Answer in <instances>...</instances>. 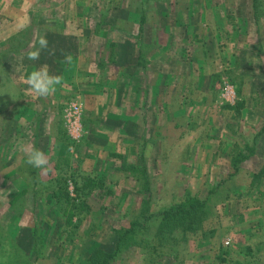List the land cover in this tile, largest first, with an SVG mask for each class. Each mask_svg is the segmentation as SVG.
<instances>
[{
    "label": "rangeland",
    "instance_id": "374dc122",
    "mask_svg": "<svg viewBox=\"0 0 264 264\" xmlns=\"http://www.w3.org/2000/svg\"><path fill=\"white\" fill-rule=\"evenodd\" d=\"M256 4L0 0V264H89L132 221L138 241L115 264H264ZM45 64L62 84L42 98L24 80ZM188 193L209 201L200 228L161 226Z\"/></svg>",
    "mask_w": 264,
    "mask_h": 264
},
{
    "label": "trees",
    "instance_id": "16d2710c",
    "mask_svg": "<svg viewBox=\"0 0 264 264\" xmlns=\"http://www.w3.org/2000/svg\"><path fill=\"white\" fill-rule=\"evenodd\" d=\"M256 9H258V4ZM236 109L242 112L244 109V103H238ZM244 152L247 154L243 153L241 159L247 160V157H250L255 153V147L248 146ZM261 173L264 174L263 172ZM258 178H261V175H259L257 179ZM208 204V199H199L198 197L188 193L186 194L184 202H174L160 212L158 216L162 218L161 226L166 223L168 227H170V231L174 227H178L177 225H189L193 227V229L200 228V224L202 222L201 219L208 214ZM116 237L117 243L112 252L94 250L91 252L89 257H87V262L89 264H115L120 253L138 241V222L132 221L129 227H121L116 231Z\"/></svg>",
    "mask_w": 264,
    "mask_h": 264
},
{
    "label": "clouds",
    "instance_id": "9594fccd",
    "mask_svg": "<svg viewBox=\"0 0 264 264\" xmlns=\"http://www.w3.org/2000/svg\"><path fill=\"white\" fill-rule=\"evenodd\" d=\"M38 48L35 50H29L26 53L27 59L36 61L40 59L41 51L48 48V41L44 37H40L38 40ZM33 48L34 45H30ZM54 54V52H53ZM65 61L70 62L71 56H65ZM24 83L28 86V91L37 97H48L56 91V86L62 84V77L60 75H50L49 67L47 64L41 66L38 70L33 71L24 80ZM28 159L27 163L35 169H41L43 172H47L49 161L45 154L39 150H31L26 153Z\"/></svg>",
    "mask_w": 264,
    "mask_h": 264
},
{
    "label": "crops",
    "instance_id": "0c3cea01",
    "mask_svg": "<svg viewBox=\"0 0 264 264\" xmlns=\"http://www.w3.org/2000/svg\"><path fill=\"white\" fill-rule=\"evenodd\" d=\"M256 2H258V0H253V5H254V8H255V11H257V9H256V7H257ZM258 7H259V5H258ZM117 26H119V25H117ZM111 42H116V41L112 40V38H111ZM8 61H9V60H7V62H8ZM111 62H113L112 59H111ZM147 102H148V100L146 99V100L143 102V103H145L144 105H146ZM244 107H245V106H244ZM242 111H243V110H242ZM22 122H23V121H22ZM22 122H20V124H22V125L24 126V124H23Z\"/></svg>",
    "mask_w": 264,
    "mask_h": 264
}]
</instances>
